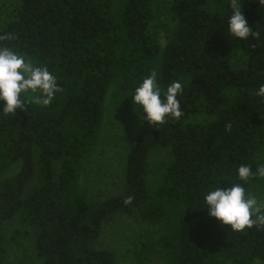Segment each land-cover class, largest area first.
Returning <instances> with one entry per match:
<instances>
[{"label": "trees", "instance_id": "obj_1", "mask_svg": "<svg viewBox=\"0 0 264 264\" xmlns=\"http://www.w3.org/2000/svg\"><path fill=\"white\" fill-rule=\"evenodd\" d=\"M6 7L0 35L13 38L0 45L46 66L62 91L47 107L26 97L24 111L0 115V264H118L116 251L97 247L116 215L147 226L124 254L130 264H264V225L231 232L200 208L204 192L220 183L264 196V179L236 177L242 164L264 165V99L254 95L264 84L258 0H241L258 33L243 41L227 31L229 0H18ZM152 71L163 88L183 85L182 117L159 127L141 121L131 97ZM108 111L127 126L136 116L142 130L107 138L127 148L124 183L120 193L96 198L81 180L105 139ZM155 150L169 155L158 169Z\"/></svg>", "mask_w": 264, "mask_h": 264}, {"label": "clouds", "instance_id": "obj_2", "mask_svg": "<svg viewBox=\"0 0 264 264\" xmlns=\"http://www.w3.org/2000/svg\"><path fill=\"white\" fill-rule=\"evenodd\" d=\"M264 6V0H258ZM231 14L227 18V31L230 36L241 41L250 36H258L249 27L242 12L241 0H229ZM11 34L0 35V41L12 39ZM62 91L57 77L46 66H37L23 54L10 47L0 45V115L16 114V110H25L26 97L44 107L49 106L56 94ZM183 92L180 81H172L163 88L157 81V73L152 71L142 79L131 94L132 102L139 110L141 121L159 127L167 119L179 120L183 115L180 100ZM264 99V84L254 93ZM226 131L231 125H225ZM238 181L247 182L252 178L264 179V165H258L253 171L249 165L242 164L236 170ZM218 186L207 189L202 197L208 215L215 218L222 226H230L231 232L243 233L247 229H259L264 225V199L248 192L243 183H231L228 188ZM132 197L124 200L130 204Z\"/></svg>", "mask_w": 264, "mask_h": 264}, {"label": "rangeland", "instance_id": "obj_3", "mask_svg": "<svg viewBox=\"0 0 264 264\" xmlns=\"http://www.w3.org/2000/svg\"><path fill=\"white\" fill-rule=\"evenodd\" d=\"M18 0H0V14L6 6L10 7L13 2ZM5 14V13H4ZM162 43L165 39L162 38ZM129 128V132L127 130ZM142 130L139 119L135 116L130 125L122 123L117 115H111L108 111L104 121L102 134L104 136L95 154L86 163V180L83 178L81 183L89 185L96 198H105L107 196L118 194L122 191L125 174V156L127 153L126 146L114 145L108 141L109 136L120 137L129 134L136 137ZM167 151L155 150L151 153V162L154 168H160L168 160ZM251 194L256 195L252 190ZM257 196V195H256ZM258 199H264V196ZM147 226L138 218L128 217L125 215H116L105 221L102 234L97 242L99 249H112L117 252L118 264H130L124 256L133 239ZM15 258V255H12ZM13 258V260H14ZM151 264H161L154 261ZM230 264V263H228ZM254 264H260L256 261Z\"/></svg>", "mask_w": 264, "mask_h": 264}]
</instances>
